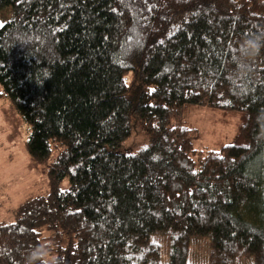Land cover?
<instances>
[{
  "label": "trees",
  "instance_id": "16d2710c",
  "mask_svg": "<svg viewBox=\"0 0 264 264\" xmlns=\"http://www.w3.org/2000/svg\"><path fill=\"white\" fill-rule=\"evenodd\" d=\"M6 6L1 95L30 128L26 147L49 164L52 189L0 221V264H24L45 240L59 264H160L161 232L172 233L169 264H187L203 235L208 264H237L241 253L264 264V228L241 211L262 193L252 167L264 158V48L237 69L242 40L264 31V0ZM189 104L237 116L235 141L196 148ZM135 131L144 143L126 151Z\"/></svg>",
  "mask_w": 264,
  "mask_h": 264
},
{
  "label": "rangeland",
  "instance_id": "374dc122",
  "mask_svg": "<svg viewBox=\"0 0 264 264\" xmlns=\"http://www.w3.org/2000/svg\"><path fill=\"white\" fill-rule=\"evenodd\" d=\"M12 14V6L2 8L0 24L8 20ZM1 92L0 87V221L12 220L15 208L23 200L32 195L47 194L52 189L47 171L49 164L38 162L30 155L25 144L30 128L20 114L13 109L10 99L4 98ZM183 118L185 124L198 130V138L194 142L196 148L219 147L221 144L233 143L236 139L239 118L227 116L220 109L189 104L186 106ZM143 143L141 134L135 131L125 149L134 152ZM262 162L264 163V158L252 167L262 193L256 201L246 203L241 209L245 221L259 229L264 228V166ZM67 185L68 179H64L59 186L65 189ZM152 240L159 246L160 264H169L173 248L172 233L154 234ZM209 242V235L194 236L190 244L187 264H208ZM237 264H252L251 256L241 253Z\"/></svg>",
  "mask_w": 264,
  "mask_h": 264
},
{
  "label": "clouds",
  "instance_id": "9594fccd",
  "mask_svg": "<svg viewBox=\"0 0 264 264\" xmlns=\"http://www.w3.org/2000/svg\"><path fill=\"white\" fill-rule=\"evenodd\" d=\"M264 48V31L249 33L239 45L237 69L240 73L246 72L252 61L259 56ZM24 264H59L54 255V247L47 240L41 241L24 255Z\"/></svg>",
  "mask_w": 264,
  "mask_h": 264
},
{
  "label": "snow or ice",
  "instance_id": "6c2138e0",
  "mask_svg": "<svg viewBox=\"0 0 264 264\" xmlns=\"http://www.w3.org/2000/svg\"><path fill=\"white\" fill-rule=\"evenodd\" d=\"M0 27H3V25H2V24H0Z\"/></svg>",
  "mask_w": 264,
  "mask_h": 264
}]
</instances>
